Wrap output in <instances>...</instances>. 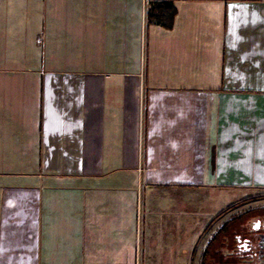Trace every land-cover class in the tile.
I'll return each instance as SVG.
<instances>
[{"label": "crops", "instance_id": "0c3cea01", "mask_svg": "<svg viewBox=\"0 0 264 264\" xmlns=\"http://www.w3.org/2000/svg\"><path fill=\"white\" fill-rule=\"evenodd\" d=\"M238 180L264 193V0H0V264H202Z\"/></svg>", "mask_w": 264, "mask_h": 264}, {"label": "flooded vegetation", "instance_id": "af4514ba", "mask_svg": "<svg viewBox=\"0 0 264 264\" xmlns=\"http://www.w3.org/2000/svg\"><path fill=\"white\" fill-rule=\"evenodd\" d=\"M240 213L213 230L202 264H264V204Z\"/></svg>", "mask_w": 264, "mask_h": 264}, {"label": "rangeland", "instance_id": "374dc122", "mask_svg": "<svg viewBox=\"0 0 264 264\" xmlns=\"http://www.w3.org/2000/svg\"><path fill=\"white\" fill-rule=\"evenodd\" d=\"M240 181H241V184L243 185V186H240V188H239V189H242L241 191H235L234 189L236 188V186H231V188L228 187V188L221 189V191H220L221 193L218 192L219 194H217L218 198H217L216 202L218 203L220 201L219 198L223 197L224 196L223 194H228V193L237 194V195H239L240 198H242V197H246V196L254 195V194L258 193V190L256 191L254 188H250V190H248L249 192L246 190V186L250 187V183H251L250 180H238V183H240ZM203 195H204V193H200V197H203ZM262 204H264V195L257 196L255 199H250L249 201L243 202L241 204H237L236 206L229 208V209L223 211L222 213H220L222 210L217 212V214H215V216L210 221L211 222L210 227L208 226L209 228H207V230H205V232L200 236L199 240L197 241L198 243H196L195 248L199 251L198 255H199L200 260L202 258L201 254H202V251H203V248H204L206 242L209 240L210 235L213 234V230L216 229L217 226L220 225L221 222H223L224 220H226L230 217H233V216L235 218L236 216H238V214H241L240 212L244 209L251 208V207L256 208ZM168 215H169V219L175 218L173 211H170ZM173 230H174V228H173ZM173 235H175V234H173ZM175 249L176 248L174 246L172 248V250H175ZM169 257L172 258L171 252L169 254Z\"/></svg>", "mask_w": 264, "mask_h": 264}, {"label": "trees", "instance_id": "16d2710c", "mask_svg": "<svg viewBox=\"0 0 264 264\" xmlns=\"http://www.w3.org/2000/svg\"><path fill=\"white\" fill-rule=\"evenodd\" d=\"M158 5L159 4H155V5L153 4V7L152 6L149 7V9L146 12L147 20L159 23V24H161L164 27H170L171 24H172V19H173V15H174L173 8L168 6V7L164 8V9H160V10L155 11L154 7L158 6ZM262 195H264V193H258V194L252 195V196H247L245 198H242V199L232 203L230 206H227L220 213H222L223 211H225V210H227L229 208H232V207L236 206L237 204H241L243 202L249 201L250 199H255L257 196H262ZM210 223L211 222H209V224Z\"/></svg>", "mask_w": 264, "mask_h": 264}, {"label": "built area", "instance_id": "2783aa9c", "mask_svg": "<svg viewBox=\"0 0 264 264\" xmlns=\"http://www.w3.org/2000/svg\"><path fill=\"white\" fill-rule=\"evenodd\" d=\"M144 11V10H143Z\"/></svg>", "mask_w": 264, "mask_h": 264}]
</instances>
